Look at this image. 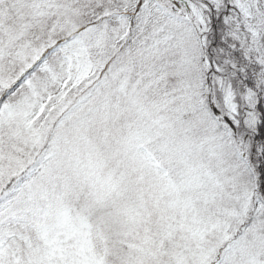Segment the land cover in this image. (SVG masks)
<instances>
[{"label": "snow or ice", "instance_id": "6c2138e0", "mask_svg": "<svg viewBox=\"0 0 264 264\" xmlns=\"http://www.w3.org/2000/svg\"><path fill=\"white\" fill-rule=\"evenodd\" d=\"M0 264H264V0H0Z\"/></svg>", "mask_w": 264, "mask_h": 264}]
</instances>
